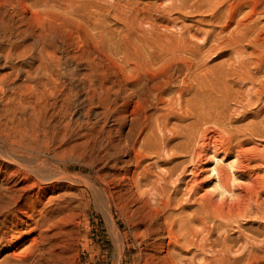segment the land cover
<instances>
[{
    "label": "bare ground",
    "instance_id": "1",
    "mask_svg": "<svg viewBox=\"0 0 264 264\" xmlns=\"http://www.w3.org/2000/svg\"><path fill=\"white\" fill-rule=\"evenodd\" d=\"M10 1L31 11L42 26L47 19L58 26H64V21L74 24L108 59L118 61L131 90L138 127L124 136L123 147L113 144L110 156L113 160L120 153L129 157L123 162L135 169L128 170L132 172L128 178L154 211V224L163 220L155 233L161 236L154 245L157 252L165 251L169 264H264V212L260 210L264 171L261 175L252 166L263 164L264 150L249 146L254 137L264 140V106L251 113L257 120L243 123L242 131L238 130L242 125L237 132L230 131L233 124L227 129L225 123L232 120L228 115L224 119L228 114L224 106L230 105V99L238 108L258 107L264 100L262 2L155 0L140 7L135 0ZM244 7L247 11L241 17ZM204 13L216 24L213 30L197 27L193 31L180 25L188 15ZM111 16L123 24L119 41L108 30ZM78 39L83 41L80 31ZM38 46V42L33 44ZM33 47L18 54L24 57V65L13 66L12 72L0 76L3 93L16 88L11 78L14 72L32 78L36 59L43 63L61 60L49 56L45 43L38 53L25 58ZM225 52L230 53L228 58L208 67L209 57ZM11 57V53L6 55V63ZM59 65L69 75L67 62ZM42 99L37 96L29 104V100L11 98L3 124L0 116V246L7 242L2 249L25 240L26 233L19 227L45 224L43 198L50 194L52 201L58 198V190H71L76 184L91 191L111 226L108 184L104 188L91 175L68 173V163L59 162L49 146L27 133V127L41 122L42 109L47 107ZM228 100L229 105L225 104ZM151 109L155 111L149 113ZM245 111L236 114L250 118ZM25 112L17 122V115ZM185 155L191 157L190 166L182 159ZM153 157L154 161H148ZM186 170L191 178L183 182ZM36 188L38 208L30 205L28 196ZM256 221L261 228L246 229ZM11 223L13 234H9ZM13 254L20 256L16 251Z\"/></svg>",
    "mask_w": 264,
    "mask_h": 264
},
{
    "label": "rangeland",
    "instance_id": "2",
    "mask_svg": "<svg viewBox=\"0 0 264 264\" xmlns=\"http://www.w3.org/2000/svg\"><path fill=\"white\" fill-rule=\"evenodd\" d=\"M135 1L143 7L144 3L155 0ZM260 1L261 8H264V0ZM244 10L247 11V7L242 9L241 17L245 14ZM64 23V26H58L47 19L42 26L41 20L35 18L31 11L10 0H0V76L12 72L13 66L24 65V57L18 54L33 47L35 42L40 46L33 47V51L25 58L38 53L45 43L49 56L61 59L50 63L36 59L31 68V79L25 73L21 76L13 73L11 78L15 79L13 86L16 88L6 90V93L0 90L1 124L6 121L5 109L11 98L29 100V104H33L37 96H42V105L47 107L42 109L41 122L37 127H27V133H34L40 144L49 146L52 155L60 159L59 162L68 163V173L91 175L104 188L105 182L108 184L111 226L107 224L105 212L95 203L91 191L85 185L76 184L71 190L65 187L56 192L58 198L51 201L49 194L42 199V206L46 210L44 225L32 223L19 227L23 234L26 233L25 240L11 248L2 249L7 243L3 242V246H0V264H169L166 252H157L154 247L160 242L161 236L155 233L163 220L154 224V211L144 204L142 191H138L128 178L132 174L128 170L133 171L134 165H125L123 161L129 157L123 153H120L119 159L113 160L110 156L113 144L118 148L123 147L124 136L138 127L137 117L132 113L134 103L130 100L131 90L126 87L118 61L113 63L108 59L102 48L92 44L77 26L67 21ZM210 23L212 22L205 13L190 14L180 21V25L190 27L193 31L197 27L213 30L216 24ZM122 28L121 22L112 16L109 18L108 30L116 41L121 37ZM79 31L83 37L82 42L78 39ZM8 53L12 55L10 63H6ZM217 54L209 57L208 67L210 64L211 67L218 65L230 53L219 54V57ZM66 62L69 75L63 74L59 67V63L63 65ZM230 100L225 103L230 105L223 107L224 110L227 107L233 109L227 108L225 114H228L224 117L227 119L230 116L233 121L225 119L227 129L234 125L229 128L230 131L237 132L242 129L243 123L257 120L251 118V115L256 114L255 109L258 111L264 106L262 100L258 107L249 106L250 110L239 107L240 110L239 105ZM234 104L237 106L234 107ZM154 111L155 109H151L149 113ZM238 111L247 112L251 119L248 116L249 119H244L243 113L238 115ZM21 115H26V112L17 115V122ZM239 126L241 127L237 130ZM136 137L135 135L134 138ZM259 138L254 137L249 146H258L264 150V140L259 141ZM155 159L153 157L148 161ZM182 159L187 164L191 157L185 155ZM253 165L261 175L264 173V162L261 165L254 162ZM190 178V170H186L182 176L183 182ZM37 190L32 189L28 196L30 205L38 208ZM263 208L264 206L260 210L264 212ZM13 226L14 223L9 224V234L14 233ZM258 226L260 224L256 221L248 223L246 229H257ZM6 239L10 240L11 236H6ZM32 240L36 241L34 247ZM15 251L20 256H15Z\"/></svg>",
    "mask_w": 264,
    "mask_h": 264
}]
</instances>
